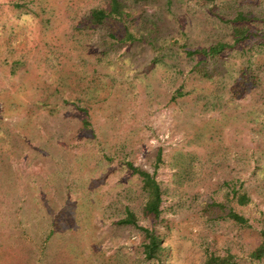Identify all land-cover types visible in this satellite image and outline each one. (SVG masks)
I'll use <instances>...</instances> for the list:
<instances>
[{"label":"rangeland","instance_id":"1","mask_svg":"<svg viewBox=\"0 0 264 264\" xmlns=\"http://www.w3.org/2000/svg\"><path fill=\"white\" fill-rule=\"evenodd\" d=\"M119 1L0 0V264H264V0Z\"/></svg>","mask_w":264,"mask_h":264},{"label":"trees","instance_id":"2","mask_svg":"<svg viewBox=\"0 0 264 264\" xmlns=\"http://www.w3.org/2000/svg\"><path fill=\"white\" fill-rule=\"evenodd\" d=\"M123 7L119 0H110L109 9H93L89 13V20L94 24L103 23L108 18H119L123 14ZM240 16V14L238 15ZM241 17V16H240ZM239 17V18H240ZM234 35L235 38L239 39L242 36L247 34L246 25L242 27H234ZM226 48H231L227 43H216L208 48L197 49L193 51H187L188 54H199L202 56H216L222 53ZM130 168L134 173L139 174L142 177L143 181V191L146 193L147 200L144 206V211L146 214L151 215L154 219L159 217L160 214V202H161V190L159 184L156 182L154 177L149 173L139 170L130 165ZM228 217L238 223L246 224L247 220L243 218L241 215L230 211L228 213ZM121 223H134L132 217H127ZM145 234V242L143 243V254L148 260H155L156 264H165L161 260V254L163 252V240L159 235H156L149 229H142ZM261 240L260 243L253 249V251L249 254V258L253 260H259L264 258V230L260 232ZM204 264H236L235 257L230 254L225 256L218 255H209L204 262Z\"/></svg>","mask_w":264,"mask_h":264}]
</instances>
